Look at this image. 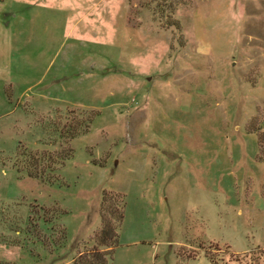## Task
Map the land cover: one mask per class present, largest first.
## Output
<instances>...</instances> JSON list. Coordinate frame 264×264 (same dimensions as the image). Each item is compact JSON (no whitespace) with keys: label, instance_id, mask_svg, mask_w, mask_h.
I'll return each instance as SVG.
<instances>
[{"label":"rangeland","instance_id":"1","mask_svg":"<svg viewBox=\"0 0 264 264\" xmlns=\"http://www.w3.org/2000/svg\"><path fill=\"white\" fill-rule=\"evenodd\" d=\"M112 208L111 264H264V0H0V264L103 250Z\"/></svg>","mask_w":264,"mask_h":264},{"label":"trees","instance_id":"2","mask_svg":"<svg viewBox=\"0 0 264 264\" xmlns=\"http://www.w3.org/2000/svg\"><path fill=\"white\" fill-rule=\"evenodd\" d=\"M90 121V117L82 119L79 122L72 123L67 125L62 131L60 129H53V131L58 135L60 142H66L75 136L86 132L88 123ZM83 128V129H81ZM66 149V150H65ZM71 150V149H70ZM67 148H60L55 157L57 158L55 162L52 160L48 161V169L42 173L36 172H26V175L31 178H36L41 182L50 184L53 180H55L52 172L54 171V164H61L63 160H66L70 157V151ZM36 157L32 154H27V160L31 162L30 167L32 168L34 165V161ZM47 160V159H46ZM49 160V158H48ZM28 162V161H27ZM108 197H106L105 192L101 194V205L107 206ZM112 217V222L109 219ZM122 218L121 211L111 209L110 212L105 211L101 216L102 226L99 229L98 233L95 235V242L98 246H103V250H96L95 248H91L90 251H82L79 252L71 261V264H111V255L112 250L117 244V233L116 229L118 228L120 221ZM110 220V221H109Z\"/></svg>","mask_w":264,"mask_h":264}]
</instances>
